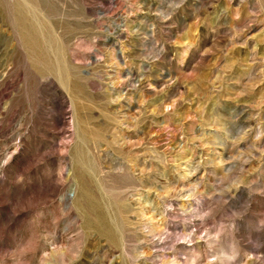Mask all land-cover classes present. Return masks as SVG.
<instances>
[{"label": "rangeland", "instance_id": "rangeland-1", "mask_svg": "<svg viewBox=\"0 0 264 264\" xmlns=\"http://www.w3.org/2000/svg\"><path fill=\"white\" fill-rule=\"evenodd\" d=\"M14 1L0 264H264V0Z\"/></svg>", "mask_w": 264, "mask_h": 264}, {"label": "bare ground", "instance_id": "bare-ground-1", "mask_svg": "<svg viewBox=\"0 0 264 264\" xmlns=\"http://www.w3.org/2000/svg\"><path fill=\"white\" fill-rule=\"evenodd\" d=\"M13 1H14V0H13ZM18 1H19V0H18ZM20 1L24 2L23 0H20ZM25 1H26V0H25ZM28 1L31 2V1H33V0H28ZM28 1H26V3H27ZM14 2H15V1H14ZM14 2H13V3H14ZM34 2H35V1H34ZM34 2H33V4H34ZM13 3H12V4H13ZM10 4H11V2L9 3V5H10ZM17 4H18V3H17ZM21 4H22V3H21ZM23 4H24V3H23ZM30 4H31V3H30ZM36 4H37V3H36ZM13 5L15 6V3H14ZM18 5H19V4H18ZM34 5H35V4H34ZM10 6H11V7H10ZM10 6H8V7H10V9H8L9 12H10L11 8H14V7H12V5H10ZM32 6H33V5H32ZM32 6H31V7H32ZM15 7H16L15 9H17V6H15ZM21 7H22V6H21ZM21 7L18 6V9H17L18 11L16 10V12L20 13L19 11H20V8H21ZM23 7H25V5H24ZM34 7L36 8L37 6H34ZM27 8L30 9L29 7H27ZM0 9H1V8H0ZM24 9H25V8H24ZM24 9H21V10L24 11ZM28 9H27V10H28ZM32 9H34V8H32ZM36 9H38V8H36ZM27 10H26V11H27ZM34 10H35V9H34ZM2 11H3V10H2ZM11 11H14V9L11 10ZM37 11H38V10L35 11V12H36V15H37ZM29 12L31 13L32 11H29ZM29 12H26V13L28 14ZM3 13H4V11H3ZM5 13H6V12H5ZM5 13H4V15H5ZM10 13H11V12H10ZM13 13H14V12H12V14H13ZM23 13H25V12H22L21 14H23ZM33 13H34V12H33ZM15 14H16V16L18 15L17 13H15ZM15 14H14V15H15ZM6 16H7V18L9 17V15H6ZM11 16L13 17V15H11ZM21 16H22V15H21ZM21 16L19 15V17H21ZM25 16H26V15H25ZM7 18H6V19H7ZM17 18H18V17H17ZM22 18H23V17H22ZM24 18H25V17H24ZM8 19H9V18H8ZM8 19H7V20H8ZM10 19H11V18H10ZM13 20H15V19L13 18ZM18 20H19V19H18ZM18 20H16V21L19 22ZM23 20H24V19H22L21 21H23ZM28 20H29V19H27L26 21L28 22ZM16 21H14L13 24H14V23H17ZM21 21H20V22H21ZM26 21L24 20L23 22H21V24H22V23H23V24H24V23L27 24ZM25 24H24L23 27L26 26ZM30 24H32V23H30ZM18 26H19V25H18ZM21 27H22V26L20 25L18 28H21ZM29 27H30V26H29ZM26 28H27V27H26ZM22 29H24V28H22ZM33 29H34V27H33ZM30 32H31V31H30ZM29 37H30V36H29ZM33 37H34V36H33ZM26 38H27V37H26ZM28 39H29V38H28ZM33 41H34V40H33ZM26 42H27V41H26ZM36 42H38V41H36ZM48 42H49V41H48ZM28 43H29V42H28ZM30 43H31V42H30ZM39 43H40V41H39ZM36 44H37V43H36ZM27 45H28V44H27ZM37 45H38V44H37ZM38 46H39V45H38ZM32 47H33V46H31V48H32ZM34 48H35V47H34ZM34 48H33V49H34ZM28 49L30 50V46H28ZM38 49H39V48H38ZM33 52H35V51H33ZM63 65H64V64H63Z\"/></svg>", "mask_w": 264, "mask_h": 264}]
</instances>
